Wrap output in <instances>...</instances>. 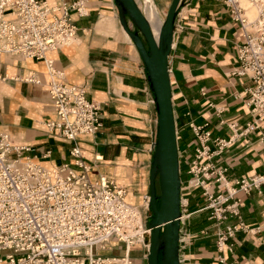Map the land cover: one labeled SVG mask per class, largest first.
Listing matches in <instances>:
<instances>
[{"label":"crops","instance_id":"crops-1","mask_svg":"<svg viewBox=\"0 0 264 264\" xmlns=\"http://www.w3.org/2000/svg\"><path fill=\"white\" fill-rule=\"evenodd\" d=\"M136 1L149 20L160 25L173 2ZM161 4L168 7L166 12ZM87 7L85 16L72 12L77 27L74 44L50 50L46 58L53 60L64 82L85 87L87 98L101 105L103 128L77 141L91 168L90 178L105 175L126 189L128 202L143 207L150 198L158 127L147 68L120 23L116 1L88 0ZM5 15H10L9 9ZM242 39V28L227 0H185L169 56L181 180L183 172L191 177L186 168L195 136L189 122H208L213 138H231V143L211 160L215 173L206 187L215 194L237 189L231 202L239 199V214L229 213L221 222L211 219V210H201L208 204L202 187L183 192L182 204L190 206L183 213L180 264H222L219 256L240 264L264 263V186L244 192L237 184L239 179L264 173V121L247 104L253 83L233 74ZM49 81L44 60L9 54L0 58V131L9 134L12 145L31 147L24 156L54 167L74 162V143L49 132L45 125L57 117ZM219 173L225 179L221 184L215 180ZM156 188L160 193L158 177ZM228 226L238 230L219 249L220 234ZM120 246L122 251L115 255L125 253V244ZM145 254L140 245L130 247L136 264H147Z\"/></svg>","mask_w":264,"mask_h":264},{"label":"built area","instance_id":"built-area-1","mask_svg":"<svg viewBox=\"0 0 264 264\" xmlns=\"http://www.w3.org/2000/svg\"><path fill=\"white\" fill-rule=\"evenodd\" d=\"M57 1L60 3L52 6L49 0H0V58L9 54L46 62L49 97L57 117L46 120L45 125L49 132L74 143L73 163L47 167L24 156L30 146L12 145L9 134L0 131V264H136L130 247L140 245L149 251L150 198L143 207L133 205L126 199V189L114 180L105 175L96 180L89 176L91 168L77 141L79 136L103 128L101 105L87 98L85 87L64 82L53 60L46 58L50 50L74 44L77 27L72 12L87 15L88 0ZM227 3L243 34L233 74L252 80L247 104L258 120L264 121V11L254 35L247 30L245 11L237 0ZM208 127V122H189L195 146L187 158L191 177L182 181V196L202 187L208 204L201 210H211V219L221 222L229 213L239 214V199L231 202L237 189L215 194L206 183L215 173L211 160L223 152L231 138H213ZM250 129L248 124L246 130ZM215 180L221 184L225 179L219 173ZM237 184L244 192L260 189L264 173L239 179ZM187 205L182 204L183 213ZM181 221L183 224L182 217ZM237 230V226H228L220 234L219 249ZM115 243L125 244L123 255L101 254L109 246L117 247ZM219 259L222 264H240L223 256Z\"/></svg>","mask_w":264,"mask_h":264},{"label":"water","instance_id":"water-1","mask_svg":"<svg viewBox=\"0 0 264 264\" xmlns=\"http://www.w3.org/2000/svg\"><path fill=\"white\" fill-rule=\"evenodd\" d=\"M115 1L120 23L146 65L158 112V142L150 181L152 215L149 227L152 232L148 263L180 264L182 180L169 56L176 20L185 0H173L158 38L136 0ZM157 175L160 180V193L156 189Z\"/></svg>","mask_w":264,"mask_h":264},{"label":"bare ground","instance_id":"bare-ground-1","mask_svg":"<svg viewBox=\"0 0 264 264\" xmlns=\"http://www.w3.org/2000/svg\"><path fill=\"white\" fill-rule=\"evenodd\" d=\"M243 2H245L246 4H247V6H244L243 4H242V2H241V0H237V5L239 6V7H241V8H243L244 9V11H245V15L243 16V17H246L247 19V30H248V32H252V33H255L254 35H256V33H257V31H258V26H259V16H260V14H261V12H263L264 11V0H242ZM250 8H254V10H256V16L255 17H251L250 15H249V13H248V10L250 9ZM144 13V12H143ZM145 14V13H144ZM10 15H8L7 17H9ZM147 17V16H146ZM148 18V17H147ZM148 20H149V18H148ZM150 21V20H149ZM165 21V20H164ZM150 23H151V25H152V28H153V31H154V34H155V36L158 38V36H159V33H160V30H161V28H162V25H163V23L164 22H162L161 23V25H160V28H159V30L157 31V28H156V24L154 23H152L151 21H150ZM154 98H155V96H154ZM158 113V112H157ZM157 142H158V127H157V136H156V142H155V151H156V149H157V146H156V144H157ZM164 195V194H163ZM165 201V199L163 200V202ZM163 202H162V204H163ZM183 216H184V214H183V212H182V218H183ZM151 248H150V243H149V250H150ZM149 252V251H148ZM148 255V254H147ZM147 264H149L148 263V258H147Z\"/></svg>","mask_w":264,"mask_h":264},{"label":"rangeland","instance_id":"rangeland-1","mask_svg":"<svg viewBox=\"0 0 264 264\" xmlns=\"http://www.w3.org/2000/svg\"><path fill=\"white\" fill-rule=\"evenodd\" d=\"M165 5H163V4H161V5H159V7H160V9L163 11V12H166L167 11V9H168V7L167 6H165ZM249 15L251 16V17H255L256 16V10H254V8H250L249 10ZM156 28H157V31L159 30V28H160V23H157L156 24ZM180 167H181V165H180ZM187 170H188V167L186 168ZM181 172V171H180ZM182 173V172H181ZM183 180L184 181H186V180H188V178H187V175H186V173L185 172H183ZM186 184V183H185ZM185 192H189V190H187V191H185ZM189 204L187 205V207L186 208H189ZM151 213V215H152V211L150 212ZM188 213V212H187ZM148 237V236H147ZM151 236H149L148 238H150ZM116 244V243H115ZM117 245V247H110L109 246V250H105V251H102L101 252V254H103V255H108V254H119L122 250L120 249L121 248V246L119 245V244H116ZM180 245H181V242H180ZM138 247L139 246H137L136 247V249H138ZM135 249V250H136ZM119 252V253H118Z\"/></svg>","mask_w":264,"mask_h":264},{"label":"trees","instance_id":"trees-1","mask_svg":"<svg viewBox=\"0 0 264 264\" xmlns=\"http://www.w3.org/2000/svg\"><path fill=\"white\" fill-rule=\"evenodd\" d=\"M159 178V175L157 176ZM157 189V188H156ZM157 193H159V190L157 189ZM159 203V202H158ZM151 218V217H150ZM150 218L148 220V225H149V222H150Z\"/></svg>","mask_w":264,"mask_h":264}]
</instances>
